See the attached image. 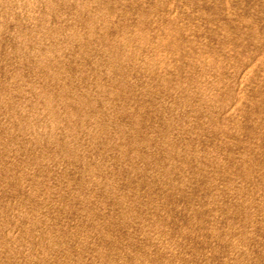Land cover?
<instances>
[{
  "label": "rangeland",
  "instance_id": "rangeland-1",
  "mask_svg": "<svg viewBox=\"0 0 264 264\" xmlns=\"http://www.w3.org/2000/svg\"><path fill=\"white\" fill-rule=\"evenodd\" d=\"M0 264H264V0H0Z\"/></svg>",
  "mask_w": 264,
  "mask_h": 264
}]
</instances>
